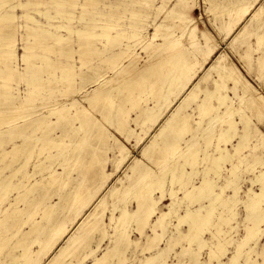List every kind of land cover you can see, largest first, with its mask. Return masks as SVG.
Returning a JSON list of instances; mask_svg holds the SVG:
<instances>
[{"label": "bare ground", "instance_id": "bare-ground-1", "mask_svg": "<svg viewBox=\"0 0 264 264\" xmlns=\"http://www.w3.org/2000/svg\"><path fill=\"white\" fill-rule=\"evenodd\" d=\"M150 1L154 15L136 8ZM258 1L204 0L209 30L197 0H0V264H125L131 227L147 239L139 264H200L205 247L202 264H264V244L249 245L264 233ZM18 6L31 21L24 43ZM39 6L46 23L29 12ZM110 127L144 141L141 157ZM255 169L258 191L243 199L242 173ZM241 202L245 235L227 256ZM180 243L183 259L168 263Z\"/></svg>", "mask_w": 264, "mask_h": 264}, {"label": "rangeland", "instance_id": "rangeland-1", "mask_svg": "<svg viewBox=\"0 0 264 264\" xmlns=\"http://www.w3.org/2000/svg\"><path fill=\"white\" fill-rule=\"evenodd\" d=\"M260 1H263V0H259L258 2H260ZM257 2V3H258ZM152 3L153 2H147V5H145L144 7H137L136 6V8L137 9H140L141 11H142V13H146V14H149V15H154V10L152 9ZM205 6H206V4L204 3V0H197V6L195 7V9H194V12L196 13V15H198V14H200V19L202 20V22H200V25L201 26H207V28L209 29V30H211L210 28H211V26H210V24H209V19H210V17H212L213 18V16L212 15H209L208 14V12L206 11V8H205ZM46 7H44V6H39V7H37V9H33V8H31L30 10H29V12H30V14L31 15H33L34 17H35V19H37L38 21H40L41 23H46L47 22V17H45V15L40 11V10H44ZM101 8V7H100ZM21 10V11H20ZM120 12H122L121 10H119ZM15 12L19 15V18L17 19V21L15 22V23H17V24H19L20 26H23L22 28H20L19 29V34H18V37H19V39H20V43H24V41L22 40L23 38H25L26 37V35H27V32H28V30L26 29V25H27V23L28 24H31V21L26 17V16H23L24 15V9L22 8V7H16V9H15ZM21 12V13H20ZM38 12H40V13H38ZM23 13V14H22ZM36 13V14H35ZM21 14V15H20ZM40 15V16H39ZM209 16V17H208ZM23 18V19H22ZM25 19V20H24ZM45 19V20H44ZM200 20V21H201ZM205 22H204V21ZM25 29V30H24ZM150 31L151 32H153L151 29H150ZM22 34H24V35H22ZM20 35V36H19ZM25 36V37H24ZM22 44H20V49L18 50L20 53H22L23 51H22V49H21V46ZM228 51V53L230 54V56H231V58H234L235 59V61L237 62V64L240 66V67H244V64H243V62L242 61H237V59L235 58V57H237L236 55H235V53L233 52V51H229V50H227ZM218 55V54H217ZM232 55H235V56H232ZM242 67V68H243ZM243 70L245 71L246 70V68L244 67L243 68ZM201 72H202V67L201 68H199L198 70H197V72H196V74H195V77H198L200 74H201ZM251 80H253V79H251ZM253 82V84L254 85H256V86H258V88H260V84H259V82L258 81H252ZM22 85H19V89L20 90H22V91H25V89L27 88V85L23 82V83H21ZM260 85V86H259ZM90 85H88V87H89ZM26 87V88H25ZM257 119L255 118V120H254V123L259 127V129L261 130V132L264 134V121H256ZM261 124V125H260ZM261 126V127H260ZM111 129V132L115 135V136H117L118 138L119 137H121V138H119L122 142H124L125 143V145L132 151L131 152V155H139L141 152L139 151V149L143 146V143H144V141L143 142H141L142 143V145H141V143L140 144H138V146H136V147H134V145H135V140L133 141V140H131V141H126L120 134H118V133H116L115 131H114V129H113V127H110ZM132 144V145H131ZM141 145V146H140ZM138 147V148H137ZM137 150V151H136ZM113 152H114V150H113ZM113 152H110L109 153V159H108V162H107V167H106V169H107V171L108 172H111L112 171V168H113V166H115L116 165V157H117V155L115 154V153H113ZM112 154V155H111ZM140 157H141V154L139 155ZM127 163L129 162L128 161V159H127V161H126ZM122 163V165H121V167L120 168H118V170L116 171V172H114L112 175L113 176H111L110 177V179H109V182L112 180V179H116V178H118L120 175H121V173H120V169L122 168V167H125L126 165H127V163ZM110 163V164H109ZM258 169V168H257ZM118 172V173H117ZM258 172V170H251V171H244V174L242 173V178H245L244 179V181H243V183H242V189L240 190L241 191V193H240V197L241 198H243V199H245L244 198V196H245V190H247L249 187H252L254 190H256V191H258V188L257 187H259L258 185V183H254V186L253 185H250L251 183H250V181H249V179L250 178H252L253 177V175L254 174H256ZM116 173V174H115ZM120 173V174H119ZM249 174H250V176H249ZM118 175V176H117ZM244 176V177H243ZM252 176V177H251ZM199 176H196L194 179L197 181V178H198ZM249 177V178H248ZM246 182L248 183V184H246ZM246 184V185H245ZM244 185V186H243ZM257 185V186H256ZM178 185H175V188L177 187ZM179 187V186H178ZM257 188V189H256ZM177 189V188H176ZM183 191H181V192H179L178 193V196L181 198L183 195ZM157 195H158V192H157ZM242 199V200H243ZM135 201V202H134ZM130 203H128V207L130 208V209H134L135 207H136V204H137V202H136V200H134V199H132V200H130L129 201ZM169 202H170V199L169 198H166L165 200H163V202L160 204V206H162V207H164L165 205H167V204H169ZM240 204V203H239ZM135 206V207H134ZM243 206V207H242ZM239 207L241 208V209H239ZM245 206L243 205V203L241 202V204H240V206L238 205V209H237V212H238V215H237V220H235L236 221V223L234 224V226H236L235 227V230L233 229V231H232V237L233 238H231V240H232V243H230L229 245H228V247H227V249H228V252H227V256H229V255H232V251H234L235 250V245L241 240V238L245 235V234H243V232L245 233V231H246V222H244V218H245V212H246V209L244 208ZM242 208H243V210H242ZM119 210V209H118ZM119 212H120V210L117 212L116 211V214H119ZM109 213V214H108ZM180 213L181 214H183L184 213V211H183V209H180ZM241 214V215H240ZM111 216V211H108L107 212V214H106V216H105V220H107L106 221V224H107V226H106V232L108 233V234H112L113 233V230H112V227L109 225V217ZM108 217V218H107ZM240 217V218H239ZM244 217V218H243ZM243 218V219H242ZM240 219H242V220H240ZM176 219L175 218H173L172 220H171V222H169V229H172L173 230V228H174V225H176V223H177V220L175 221ZM109 221V222H108ZM241 221V222H240ZM173 222V223H172ZM238 222V223H237ZM172 223V224H171ZM241 223V224H240ZM262 224H264V223H262ZM243 225V226H242ZM110 227V228H109ZM187 227H188V225L185 223L183 226H182V229H187ZM243 227V228H242ZM262 227V229H264V225H262L261 226ZM133 229V230H132ZM239 229V230H238ZM108 230H109V232H108ZM131 231H130V238L131 239H133V240H135V241H137V243H135V245L134 246H131V248L129 249V251L127 252V257H128V259H127V261L125 262V264H139V263H141L140 261H142V260H144L145 258H146V256L147 255H149V252L148 253H144L143 252V248L146 246V244H147V239H146V236H141L140 234H139V232L134 228V227H131V229H130ZM243 231V232H242ZM134 232V233H133ZM147 232L148 233H151L149 230H147ZM236 232V233H235ZM241 232V233H240ZM209 232H206L205 233V235H204V237H206V238H209L210 237V233L208 234ZM134 234V235H133ZM242 235V236H240V235ZM264 233H260V237H259V241H261V242H259L258 241V243H256L255 244V242H253L252 243V241L250 242V244L249 245H252V246H254L255 245V247H256V250L257 251H261V246L264 244V235H263ZM135 235H136V237H135ZM235 235H236V237H235ZM140 237V238H139ZM144 237V238H143ZM235 237V238H234ZM240 239H239V238ZM108 238V237H107ZM107 238H105L104 239V241L102 242V244H101V250H99L97 253H98V255H101L102 253H103V249L106 247V244H107ZM166 237H164L159 243H160V246L161 247H163V246H165L166 244H167V240H168V238H166ZM139 239V240H138ZM237 239V240H236ZM239 240V241H238ZM144 241V242H143ZM165 241V242H164ZM237 243H236V242ZM183 244H185L186 245V243L185 242H183ZM183 244L182 243H180V244H177V245H175L174 247H173V249H172V251H171V253L169 254V257H168V263H173V262H178L179 260H181V259H183L182 257H180V256H177L178 254H179V252L182 250V246H183ZM235 244V245H234ZM261 244V245H260ZM95 245V244H94ZM181 245V246H180ZM195 245V247H196V244H194ZM144 246V247H143ZM179 246V247H178ZM36 246H34V248H35ZM230 248H232V249H230ZM258 248V249H257ZM260 248V249H259ZM181 249V250H180ZM209 249V247H205V249H203L202 250V252L200 253V258L199 259H202L203 261H201L200 260V264H202V263H205L207 260H208V258H209V253H210V249ZM131 250V251H130ZM132 250H134V251H132ZM206 250V251H205ZM174 251V252H173ZM178 251V252H177ZM205 251V252H204ZM130 252V253H129ZM133 252V253H132ZM141 252V253H140ZM175 252H176V254H175ZM142 253H144L143 255H141ZM174 253V254H173ZM208 254V255H207ZM229 254V255H228ZM136 255H137V257H136ZM140 255V256H139ZM174 255H175V257H174ZM257 255V253L255 252L254 254H253V256H255V257H257L256 256ZM131 256H133V257H131ZM144 256V257H143ZM132 259H131V258ZM93 259H94V257H91V258H89L88 259V261L86 260V261H84V262H82L81 264H90V263H92V261H93ZM133 259H135V261L133 260ZM138 259H139V261H138ZM242 260H244L243 258H241ZM260 259V258H259ZM170 260V261H169ZM225 260H227V257H225ZM224 260V261H225ZM242 260H240V261H242ZM130 261V262H129ZM138 261V262H137ZM128 262V263H127Z\"/></svg>", "mask_w": 264, "mask_h": 264}]
</instances>
